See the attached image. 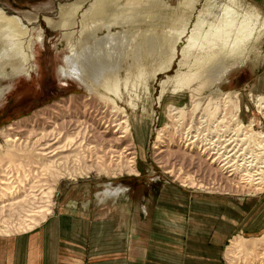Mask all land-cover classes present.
<instances>
[{
  "label": "rangeland",
  "instance_id": "1",
  "mask_svg": "<svg viewBox=\"0 0 264 264\" xmlns=\"http://www.w3.org/2000/svg\"><path fill=\"white\" fill-rule=\"evenodd\" d=\"M93 1L0 0V8L8 15L22 17L35 38L41 33L44 36L43 42H35L33 70L30 75L17 74L10 63L3 64L4 68H0V91H3L0 93V169L27 163L25 169L30 172L27 179L24 178L25 182H22L23 179L19 182L13 174L15 179H11L9 184H0L10 188L12 185L14 188L15 185L21 187L20 192L14 191L13 199L5 195L4 200H0V207L5 205L7 215L4 218L8 219L11 204L20 202L14 205L18 211L22 199L30 194V186L33 184V187L38 188V192L35 190L34 193H38L41 201V196L46 194L43 201L48 200L46 207L52 210V213H47L44 209V213L34 212L31 218L32 221L36 218L33 222L37 224L26 221L21 225L15 224L20 217L14 210L15 218H9L8 224L0 226V241L11 244L28 238L41 227L51 224L60 226L61 238L55 240L67 241L58 247L70 249L71 253L51 256L48 264H264V191L251 192V195L248 192L229 191V186H225L226 182L213 184V176L207 170L210 157L202 154L201 149L190 152L187 147V140L194 138L200 145L205 137L212 141L223 140L225 136L227 139H236L232 131L236 122L229 115L236 111L234 107L229 108V103L227 107H223L224 101L229 100L225 98L229 94L232 95V102L238 101L239 119L245 125L253 120V128L264 132V115L256 106L257 98L264 94V0H113L110 10H103L107 12L104 19H99H112L115 25L109 31L107 27H103L98 35L121 33L122 38L130 42V46L119 52L114 59L119 65L120 74L113 80H103L106 84L108 82L107 88L94 85L95 90L91 92V87L79 77H62L59 74L60 65L71 51V42L69 37L64 36V30L58 22L61 20V12L70 4L84 5L79 10V15H82ZM229 11H234V14H226ZM252 13L259 15L256 21L258 23L252 35L245 38L244 42H236L241 33L234 30L228 37L213 36L218 40L215 44L205 41L207 32L225 25V20L235 18L240 22L243 15L251 16ZM47 18H51V24ZM76 21L79 25L75 29H81V16ZM192 32L198 36V42L184 50ZM202 43L206 44L203 48ZM3 54L4 49L0 47V55ZM238 58L239 63L221 80L213 83L217 70ZM83 99L88 101L84 102ZM88 102L91 103L87 107L85 105ZM198 102L199 111L197 108L194 111ZM82 103L84 104L81 105ZM113 108H119L120 113L114 114ZM175 108L184 111V116L181 117L184 119H175L178 122L171 117V111ZM107 115L109 120H118L122 115L125 116H122L123 120L128 119L120 129V132L124 131V126L130 124L128 142L119 141L114 147L119 151H116L118 154L129 142L134 144L133 147L138 151L139 176L118 174L116 168L122 163H118L116 158L110 163V156L106 155L102 161L96 157L88 159L89 162L87 160L84 167L90 166V173L84 172L81 176L67 174L64 178L54 179L50 173L51 160L64 162V155H69V167L73 170L77 146H70V150L61 151L58 156L53 157L51 153L44 155V152H51V148L43 150L40 146L26 148L28 153H32L26 154L27 156L11 155L18 150V145H26V142L27 145H32L46 133L50 136L54 133L51 137L61 135L60 141L63 143L58 146H63L68 143L63 137L66 139L69 132L68 135L76 133L81 127L83 131L86 130L84 124L88 120L99 122L97 124L100 131L105 130L104 134L108 138L120 135L121 133L113 132L117 128H110L112 125L108 127L109 130L106 129L104 121L107 120ZM70 118L81 120V126L77 124L80 127H74L76 131H73V127L71 129L66 126ZM223 118L227 123L221 122ZM122 119L119 121H123ZM227 126L231 129L226 128ZM4 130L6 132L3 135L1 132ZM223 130L228 133L225 134ZM159 132H162L166 143L164 146L160 145L162 150L154 149ZM214 133L220 135L219 138ZM6 135H9V139ZM51 137L49 140L53 139ZM102 144L106 145L104 142ZM240 144L242 148L247 145L243 151L250 155V142L245 140ZM97 149L99 156L105 154L104 147L99 146ZM184 152L194 156L201 153L207 164L199 162L200 159L196 156L192 162L188 159L187 163L181 165ZM171 153L177 154L171 156ZM47 160L48 163L45 162ZM46 163L50 166L47 167ZM189 175H194L197 179L200 176L198 181L203 183V187L184 185L183 181ZM32 179L36 181L31 184ZM37 181L39 185H34ZM252 206V212L247 215ZM41 215H46V219L42 220ZM119 226L121 229H118ZM234 239H240L242 246H233ZM23 245L21 258L0 255V264H32L26 245Z\"/></svg>",
  "mask_w": 264,
  "mask_h": 264
},
{
  "label": "bare ground",
  "instance_id": "2",
  "mask_svg": "<svg viewBox=\"0 0 264 264\" xmlns=\"http://www.w3.org/2000/svg\"><path fill=\"white\" fill-rule=\"evenodd\" d=\"M112 4H113V0H110V1H106V0H104V1L103 0H94L92 2V4L90 5L89 9H87L85 12H83L82 15H79V10L81 11V8L84 5L79 4V3L78 4H70L68 7H66L61 12V20L58 22V25L60 26V28L62 30H64V36L69 37L70 42H71V49H70L71 51L64 58V63L62 65H60V67H59V74L62 77H68V76H72V75L79 77L81 81H83L87 86H90L91 87L89 89V91L91 90V92H93L95 90L94 89L95 88L94 85L95 86H101L103 88H107L106 86H108V82L106 84V83H104L103 80H105L106 78H108V79L109 78H112V80H113V78H116L117 77V74L118 73L120 74V70H118L119 69V65L116 64V62H115L116 60H114V59L117 58L119 52H123V50H125L126 48H129V46H130V42L127 41V40H124L122 38L121 33L108 32L104 36L98 35L99 31L102 30L103 27H107V29L109 31V29L112 28L115 25V22H113L112 19H110V21H101L99 19V18H103L104 19L105 14L107 12L106 11H103V10H110V8L112 7ZM226 10L228 11V9H226ZM229 12L226 13V14H231L234 11H229ZM80 16H81V20H82L81 21L82 28L76 30L75 29L76 26L79 25V22L76 21V19L78 17H80ZM258 17H259L258 14H253L252 13L251 16L243 15V20H240V22H237V20L235 18H231L230 20H225L226 21L225 25L218 26L217 28L214 29V31L211 30L210 32H207V34L205 35V39H206L205 41H207L208 43L215 44V41L217 40V38L215 39L216 36L217 37L218 36L221 37V36L225 35V36L228 37L230 35V33H232V31L234 30V31H237L238 33H241L240 39L238 41L236 40V42H239V43L241 42L242 43V41L244 42L245 38L250 37L252 35L255 25L258 23V22H256L258 20ZM47 20L51 24V18H47ZM31 30L32 29H30L24 23L22 17L17 16V15H8L2 8H0V47L2 49H4L3 56L0 55V64H2L0 66V68L3 69L4 68L3 67L4 65L10 63V64L13 65L12 67L14 68V70H15V72L17 74L18 73H26L28 75L31 74V70H33L32 69L33 68L32 62H33V50H34V47H35V42L36 41L43 42V40H44V36H43L42 33H41V35H38L37 38H35L34 35H32V33H31L32 31ZM87 33H89L88 36L86 35ZM213 36H215V37H213ZM198 39H199L198 36H196L192 32V34L188 37V44L184 48V50H188L190 47L195 46L197 44V42H198ZM218 39H220V38H218ZM204 44L203 43L201 44L202 48H203ZM234 49L235 48H233V50ZM129 51H131V50H129ZM212 56L214 58V55H212ZM217 57H219V56H217ZM213 58H212V60H213ZM239 59L240 58H238L236 61L234 60L233 62H230V64H225L221 68H219V70H217V73L214 74L213 83L215 81H217V80H221V78H223L224 76H226V74H228V72L231 71L234 68V66L239 63L238 62ZM110 87L111 86H109L108 88L110 89ZM109 89H107V90L110 91ZM1 92H3V91H0V93ZM74 98L75 97H73V100H74ZM225 98H229V100H228V102L227 101H224L223 107H227V103H229L228 104L229 108H233L234 107V109L236 111V112H234V114H232V113L229 114V115H232V116H230V118L236 122L235 127H233V129H232L233 134L235 135L236 139H233V137L227 139V137L225 136V139H223V140H215V141L213 140L212 141L211 139H207L205 137L204 140L201 138L202 139V142H203L202 145H200L199 143H197V141H195L196 138H194V140H187V145L188 146L187 145L186 146L189 147L190 152H192L194 150L198 151L197 148L198 149H201V153L209 156L210 159H211V162L207 164L206 159H204L202 157L201 153L200 154L197 153L194 156V155L190 154L189 152L188 153L184 152L182 154V156H181L182 158L180 160L181 161V165H184L185 163H187L188 159H190V161L192 162L194 160L193 158H196V156H197V158L200 159L199 162H203L204 161L207 164V170L210 172V175L213 176V178H212L213 184H221L222 182H226V185L225 186L226 187L229 186V188H230L229 191L235 190V192H245V193L248 192L249 194H251V192H256V193L257 192H263L264 191V132L257 131V130H255L253 128V126H254L253 120L250 122V124L245 125V123H243L244 121L242 122L239 119V117H238L239 116L238 111L240 110V107L238 105V101H236L235 103H237V104L234 105L235 103H234V101L232 102V95H230V94L227 95ZM71 100H72V98H71ZM86 101H88V99L87 100L86 99L84 100V102H86ZM112 101L113 100L111 99V102ZM256 102H257L256 106L259 108V111L261 112V114L264 115V94H262V96H259L257 98ZM90 103L88 102V104H86L85 106L88 107L90 105ZM83 104L84 103H82L81 105H83ZM208 104H210V103H208ZM211 105H213V104L211 103ZM195 106L196 107H194V111H196L195 108H197V110L199 111L198 107L200 106V102H198L197 104H195ZM209 106H208V108H209ZM66 108L68 109V107H66ZM76 108L78 109V107H76ZM107 108H108V106H107ZM206 108H207V106H206ZM214 108H215V106H214ZM77 109H75V110H77ZM115 109L113 108L112 112L113 113L114 112H117L116 114H119L120 113L119 108H117V110H115ZM215 109H217V108H215ZM85 110H87V109L85 108ZM201 110H203V109H201ZM103 111H105V110H103ZM71 112H70V115H71ZM78 112H80V111H78ZM90 112H91V110H90ZM171 112H173L171 114V117L173 116V119L174 120L175 119H184V118H181L182 116H184L183 115V113H184L183 109H177V108H175ZM202 112H204V111H202ZM210 112H211V110H210ZM220 112H221V110L219 111V113ZM103 113H105V112H103ZM103 113H102V116L104 115ZM121 113L123 114V111H121ZM195 114H197V113H195ZM205 115H207V114H205ZM209 115L211 116L210 113H209ZM122 116L121 117L120 116H117V117H120L122 119ZM85 117H87V115ZM123 117H125V116H123ZM255 117H253V118H255ZM109 118H108V115H107V120L104 121L107 124V125H105V127L107 126L106 129H108V127L112 125L113 127H110V128H115V127L117 128L116 130H113V132L114 133L115 132L116 133L117 132L118 133H121L120 135H117L116 134L117 136L112 137V138H108L104 134L105 133V130L100 131L101 128L97 124L99 122L96 123V122H93V121H90V120H88V121L85 122L86 124H88V126L83 123L85 125V127H87L86 130L83 131L82 130L83 129L82 127L79 128L80 129L79 130L77 128V126L80 125V124H82V123H80L81 120L76 119V118L75 119L74 118H70V119H68V121L66 123V126L67 127H71V129H72V127L73 128L75 127V128L78 129L77 131H83V132H77L76 129L74 128L75 130L73 129V131H76V133H72V134H75V136H73L72 134L71 135H68V134H70V132H69L67 134L66 139H65V137H63L64 134L61 133V134H63L62 137L64 138V141L66 140V142L68 141V143L64 144L63 146H58V145H60V144L63 143L62 140L60 141V136L61 135L58 134L59 136L55 135L54 137H51V136H53L54 133L51 134V136L46 133V134L42 135L40 138H38L37 141L34 142L32 145L31 144L27 145L28 144L27 142H26V145H23V144L18 145V150H16L15 152L11 153V155L12 154H15V156L18 155L20 157H23L26 154H32L31 151L28 153L27 152L28 150L26 148H33L34 146H36V147H39L40 146L43 150H49L51 148V152H48V153L44 152V155H47L48 156L49 153H51V156L53 157V156H58L59 153H61V151L62 152H65V151H67V149L70 150L71 149L70 146H77L76 147L77 153H76L75 157H73V159H74L73 161L75 162V167H74L73 170H71L70 167H69V163H68L69 162V158L71 159V156H69V155H64L65 156V158H63L64 159L63 160L64 162H62V160L61 161L60 160H58V161H55V160L52 161L51 160V164H50L51 165V172L50 173H51V176H54L53 177L54 179L64 178L67 174L70 175V176H73L75 174L81 176V175H84L83 174L84 172L86 174L87 173H90L91 167L90 166L84 167V164L87 162V160L88 159H91V158L93 159L94 157H96V159H100L102 161V160L105 159V156L106 155L110 156L109 157V159H111V162L110 163H112L115 160V158H116L117 162L119 160L118 163H122V164H120L121 166H119L118 168H116L117 171H118V172L117 171L116 172L118 174L119 173H121V174L122 173H127L128 176H136V175L139 176L141 174V172H140V170L137 167L138 166L137 165L138 151L135 150V147H133L134 144L133 143H130V142H129V144H126V146L124 147V149H122V150L120 149L121 153H118L119 151L116 150L115 147H114L115 145H117L119 143V141H124L125 143L128 142V134L127 133H128V131L131 130L130 124H127L126 126H124V131H121L120 132V129L122 127L121 126L122 123L125 122V124H126V121L128 119H126V120H123L122 119L123 121L120 122L119 121L120 118L118 120L115 119V118L114 119L111 118L112 120H109ZM203 118H204V116H203ZM212 118L214 119V117H212ZM81 119H82V117H81ZM216 119L214 121L215 122L216 121L218 122V120H216ZM47 120H49V119H47ZM195 120H196V118H195ZM200 120H202V119H200ZM175 121H177V120H175ZM221 122L227 123L225 118H223L221 120ZM192 123L194 124V122H192ZM10 125L12 127H14L13 124H10ZM54 125H56V124H54ZM131 125H132V123H131ZM209 125H211V124H209ZM216 125L218 126V123ZM80 126H78V127H80ZM182 126H183V124H182ZM57 127H58V124H57ZM180 127H181V125H180ZM213 127L214 126H212V128ZM223 127H225V126H223ZM228 127L229 126H227L226 128H228ZM183 129H185V128H183ZM214 129H217V127L214 128ZM23 130L24 129H22V131ZM203 130H204V128H203ZM60 131L63 132L62 130H60ZM161 131H163V130H161ZM226 131L223 130L224 133ZM261 131H263V130H261ZM5 132H6V130L2 131L1 133L4 135ZM166 132H168V131H166ZM176 132H178V131H176ZM185 132L186 131H184L183 134H185ZM213 132H215V130ZM108 133H109V131H108ZM114 133H112V135ZM122 133H124V134H122ZM224 133H221V135L222 134L224 135ZM227 133H225V134H227ZM22 134L23 133H21V135ZM171 134H173V133H171ZM180 134H181V132L179 133V135ZM208 134H210V133H208ZM214 134H216V133H214ZM195 135H197V133ZM195 135H193V136L195 137ZM6 136H7V138L9 137V135H6ZM164 136H165V134H164ZM173 136H174V134H173ZM219 136L217 135V138H219ZM50 137H51V139L53 138L52 139L53 141L52 140H49ZM15 138L16 139H19L18 137H15ZM22 138H23V136H22ZM122 138H124V139H122ZM184 138H186V137H184ZM47 140L50 141V142H47L46 143ZM245 140L246 141H249L250 142L249 145H251V147H252L251 149L248 150L249 153H251L250 155H247L248 153L246 151L245 152L243 151V150L246 149L244 147H246L247 145L246 146H243V148L241 147L242 144H240V143L243 142V141H245ZM168 141H170V140H168ZM235 141H237V142L234 145L233 143ZM103 142L106 145H103L102 144ZM183 142L185 143V141H183ZM121 143H123V142H121ZM169 144H171V143H169ZM179 144H181V143H179ZM88 145H89V149H87V146ZM107 145L109 147L108 149H107ZM160 145H162V146L166 145L165 140H164L163 135H162V132H159V135L157 136V139H156L155 145H154V149H156V150L157 149H160L159 148ZM99 146H100V148L101 147H104V150H105V154L104 155L99 156V154H98L99 152H98V149H97V148H99ZM177 147H178V145H177ZM229 147H231V148H229ZM237 147H238V149H237ZM248 148H250V147H248ZM23 149H25L26 151L24 152ZM180 149H181V147H180ZM160 150H162V149H160ZM116 151H118L117 152L118 154H116ZM176 154L177 153H173V154L171 153V156H173V155L175 156ZM189 156H190V158H189ZM39 160H41V158H39ZM166 160H168V159H166ZM89 161L90 160H88V162ZM27 162H29V161L27 160ZM45 162L48 163L49 161L47 160ZM47 163L45 165L47 167H49L50 165H48ZM11 164H13V162H11ZM26 165H27V163H26ZM26 165H22V163H21V164H18V167L15 166V167L12 168L11 165H10V166H8V168L4 167L3 168L4 171L2 169H0V177H3L2 179H0L1 180L0 181V184H9V182H10L11 179H15L13 174H15L17 176L16 179H18V181L23 179L22 182H25L24 178L27 179L26 178L27 177V174L28 173L30 174L29 170L28 169H25ZM170 172H172V171H170ZM31 173H32V171H31ZM117 173H116V175H117ZM188 174H190V173H188ZM199 177H198V179H199ZM28 179H29V176H28ZM198 179L194 175H189V176H187V179H185L183 181V184L184 185H190V186H198V187L201 186V187H203V183L200 182V181H198ZM33 181H36V179L35 180L32 179L31 180V184H32ZM16 183H18V182H16ZM29 183H30V180H29ZM37 183H38V181L36 182V184L34 183V185H39ZM22 185H23V183H22ZM233 185H234V188H233ZM4 186L0 185V200L1 201L4 200L5 195H8L9 198L11 196L12 199H13V193H14V191L15 192H20V190H21V187L20 188L19 187H16V185H15V188L12 185L11 188H14V189H11L10 187H8L6 185H4ZM39 188H41V187H39ZM30 189H31L30 194H27L26 195V198L22 199L21 205H20V208H19L18 211H16L18 208L17 207H14V205L15 204L17 205L18 203L20 204V202L15 203L14 205L11 204L13 207L12 206L9 207V209L11 208V214L9 216L10 219H11V217L12 218L13 217L15 218V216L13 215V214H15V212L20 217V218H17L18 216L16 217L18 220L16 219L17 222L15 224H17V225L18 224L19 225L24 224L26 221H29V224H32V223H36L37 224V222H33L36 218L33 221H32L33 218H31V217L34 216V214H35L34 212L44 213V211H46L47 213H50V212L52 213V210L50 211V208H47L46 207V203H47L48 200L47 201L46 200L43 201V198H45L44 196L46 194L44 193V196H41L42 197L41 198L42 201H41L40 200V197H38V193L37 194L34 193V192H36L35 190H37V192H38V188H35V186L33 187V184H32L30 186ZM40 191H39V194H40ZM256 193H254V194H256ZM115 195H117V194H115ZM5 208H6L5 205L2 206V207H0V226H2V225L4 226L5 224H8V221L7 220L9 218L8 219L7 218H4L5 215H7V213H5V211L7 209L5 210ZM15 208H16V210H15ZM250 208L251 209L247 211L248 212L247 215H249L252 212V210H253L252 208H254V207L252 206ZM38 209H40V210H38ZM43 209H44V211H43ZM14 210H15V212H14ZM28 217H30V219ZM42 218H43L42 220H45L46 219V215H43ZM26 224H28V223H26ZM11 226H13V222H12V225ZM0 232H2V231H0ZM5 233H9V232H5ZM151 233H153V231ZM148 235H150V234H148ZM157 240H158V238H157ZM164 241H165V239H164ZM232 244L235 247L237 246L236 248H239L240 246H242V243H241V240L240 239H238V240L237 239H234V241L232 242ZM156 251H158V250H156Z\"/></svg>",
  "mask_w": 264,
  "mask_h": 264
},
{
  "label": "crops",
  "instance_id": "3",
  "mask_svg": "<svg viewBox=\"0 0 264 264\" xmlns=\"http://www.w3.org/2000/svg\"><path fill=\"white\" fill-rule=\"evenodd\" d=\"M59 227L48 224L41 227L37 232L30 235L28 238L17 240V242L15 241L11 244H4L1 240L0 245H2V248L0 247V255L2 257L7 256L10 258L15 256V259L21 258L22 250L24 249L23 244L26 245L27 254L30 256L32 264H48L51 262V256L55 257L56 254L69 255L71 253L70 249L66 250L58 247V245L67 241L55 240L61 238V235H59ZM118 229H121L120 226ZM51 240L53 244H51ZM5 247H7L6 250Z\"/></svg>",
  "mask_w": 264,
  "mask_h": 264
}]
</instances>
